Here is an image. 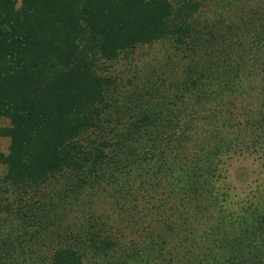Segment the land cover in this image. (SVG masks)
<instances>
[{
  "label": "trees",
  "instance_id": "1",
  "mask_svg": "<svg viewBox=\"0 0 264 264\" xmlns=\"http://www.w3.org/2000/svg\"><path fill=\"white\" fill-rule=\"evenodd\" d=\"M204 1L0 0V189L16 202L0 206L14 222L0 264H237L243 252L264 264L251 250L255 239L264 246V209L223 242L232 215L214 184L240 133L264 136V0H221L227 16ZM166 39L172 56L111 117L117 78L104 62ZM242 95L257 108L234 121ZM93 198L120 221L93 211L66 222ZM214 210L209 241L198 229Z\"/></svg>",
  "mask_w": 264,
  "mask_h": 264
},
{
  "label": "rangeland",
  "instance_id": "2",
  "mask_svg": "<svg viewBox=\"0 0 264 264\" xmlns=\"http://www.w3.org/2000/svg\"><path fill=\"white\" fill-rule=\"evenodd\" d=\"M256 0H251L248 2L247 7H251V5H254V2ZM259 1V0H258ZM20 2V1H19ZM214 0H205L204 3L206 4V10L208 12L211 11L215 7V11H219L223 13V15L227 16V13L225 10L227 9L224 3H221V0L218 2L219 5L213 3ZM203 3V1H202ZM209 5V6H208ZM208 6V7H207ZM224 7V8H223ZM253 7V6H252ZM244 10H247L245 8ZM205 15L204 13H202ZM207 14V13H206ZM225 25V24H224ZM171 41L169 39H166L165 41H158L154 43L151 46H138L134 49V51L129 54L128 57L121 56L115 61H108L104 62L106 66V71L104 73L110 74L112 76H115L117 78L116 87L113 89L112 92V113L114 112L111 117H115V111L116 108L119 107V103L122 96L125 97V92H132L135 94L137 91L143 93L144 90V74L149 73L151 67L157 69L159 68V62H162L163 59H165V56L168 55L167 53H171L173 51V47L171 46ZM172 56V53L170 54ZM152 68V69H153ZM139 70H142L144 72L140 73ZM262 80V77L256 76L254 82L252 80L251 86L254 87L255 85L258 88V85L260 81ZM260 87V86H259ZM263 88V87H262ZM259 89H255V93H259ZM137 94H139L137 92ZM247 95V94H246ZM244 96V101L236 100V104L234 105V108L232 110V116L233 120L236 121L238 118H242V115H245V111L248 109L255 110L257 108L255 97H251L247 99V96ZM240 96L239 98H241ZM264 96V95H263ZM238 98V99H239ZM229 104V103H227ZM2 125H7V120L1 121ZM253 132H247V133H240L237 136L236 142L234 145H232V148L229 150L230 152L227 153V155H224L222 157V161L219 162L220 172L219 176L215 178V187L217 188L218 192L223 194L226 198L224 203V211L223 215L231 214V221L230 219L225 221V224L223 225L225 233L220 231L222 234L223 242L226 238H231V236L236 237V239L240 238L243 232L239 234V231L241 230V226L238 222L240 221V218L244 217L246 218V221L250 222V219L246 216H248V212H252L251 210L255 207H259V209H264V136L259 135L256 138L252 134ZM92 137L96 135H91ZM235 136V134L231 135V137ZM246 139V143H242V139ZM253 139H257L256 143L251 144ZM254 141V140H253ZM9 139L5 136H0V152L6 153L8 148ZM245 145V146H244ZM5 167L0 164V177L4 173ZM1 186V184H0ZM50 191L45 192V195H50L53 193V188L50 186ZM52 188V189H51ZM9 191L5 193L2 188L0 189V206H3L9 202L14 203L13 207L15 206V203L13 199H15V192L12 191V189H8ZM32 193H30L31 195ZM29 197V196H28ZM39 197V193L35 194L33 198ZM159 197V196H158ZM27 198V197H26ZM161 198V197H160ZM147 200V199H144ZM144 200H138V205L142 204L143 212H146L145 207H148L149 205L143 203ZM100 201L96 199H89L85 202L84 206H76L71 210L70 213L67 214L66 222L69 224L72 221L80 222L82 221L83 216H92L95 215L93 211L96 213L95 217L98 218H105L106 223L108 222L111 226L114 225L117 221H120L121 219L120 215H104L102 212V209L104 207H107V205L103 206L99 203ZM144 205V206H143ZM96 207V209H95ZM69 212V211H68ZM111 212V211H109ZM209 219L207 220H201V224L199 225V232L203 235L204 239V232L203 230L208 229L209 231V241L212 239L211 233H213V228L215 227V224L219 221V215L220 212L217 210L209 211ZM235 218L236 221H233L232 219ZM117 219V221H115ZM12 218V215L8 214L7 211L0 209V237H6V235L10 232L11 225L10 223H14ZM74 222V223H75ZM66 223V224H67ZM198 226V225H197ZM209 227V228H208ZM14 236L16 233H14ZM235 232V233H234ZM227 233V234H226ZM239 234V235H238ZM238 235V236H234ZM206 236V235H205ZM219 237V236H217ZM219 239V238H218ZM252 239V236L250 237V240ZM248 240V238H246ZM252 242L251 250H255L256 253H258V249L261 251V259L264 260V246H260L261 242L258 239H255ZM233 243V239L229 241V245ZM229 246H227L228 248ZM16 248L18 247H14ZM250 249V248H249ZM40 250H43L42 252H47L49 249L46 247H41ZM224 251H226V248H224ZM182 253V250H181ZM245 254V258L242 259V257H239L240 259H236L235 262H238L237 264H250V258L249 253L243 252ZM238 256H243L238 254ZM18 257H20L17 253H13L11 255V261L14 263H17L19 261ZM18 258V259H16ZM249 258V259H248ZM5 264H11V262L5 261Z\"/></svg>",
  "mask_w": 264,
  "mask_h": 264
}]
</instances>
